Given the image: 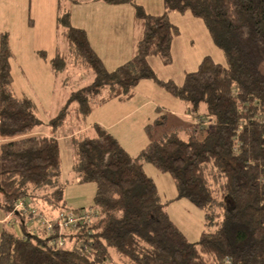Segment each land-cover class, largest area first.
<instances>
[{
  "label": "trees",
  "instance_id": "16d2710c",
  "mask_svg": "<svg viewBox=\"0 0 264 264\" xmlns=\"http://www.w3.org/2000/svg\"><path fill=\"white\" fill-rule=\"evenodd\" d=\"M103 1L134 7L141 26L134 54L106 70L86 31L72 26L69 12L58 13L57 29L62 26L69 52L94 79L69 94L49 126L57 130L71 105L77 116H86L94 104L128 100L142 80L153 81L210 125H200L183 139L166 130L162 116L155 118L145 125L149 142L135 158L101 125H93L90 134L73 135L77 183L96 187L89 208L92 219L64 233L65 246L56 247L48 238L27 233L20 215L23 236L5 227L0 232V264H264V0H163L160 15L146 14L135 0ZM175 12L200 19L225 57L224 64L204 57L195 71L185 73L181 85L159 80L148 61L156 57L165 66L171 64V43L180 35L169 21ZM11 55L3 32L0 209L7 214L20 199H42L53 214L67 208L58 187L59 143L54 134L35 133L39 122L34 103L12 90ZM63 58L58 50L50 60L53 74L62 71ZM140 163L168 174L177 193L173 200L187 199L214 230L188 242Z\"/></svg>",
  "mask_w": 264,
  "mask_h": 264
},
{
  "label": "rangeland",
  "instance_id": "374dc122",
  "mask_svg": "<svg viewBox=\"0 0 264 264\" xmlns=\"http://www.w3.org/2000/svg\"><path fill=\"white\" fill-rule=\"evenodd\" d=\"M9 2L10 16L5 18L1 11V28L5 27L4 33L11 44L9 63L12 90L17 96L26 97L34 103L39 122L36 133L54 134L58 140L61 158L58 187L63 192L67 207L63 210L79 216L84 210L90 220L93 217L89 208L93 205L96 187L93 183H77V174L72 170L75 155L70 138L73 135L85 131L90 134L92 126L100 124L118 141L123 151L135 158L149 142L145 125L152 123L155 118L162 116L167 123L166 130L177 133L183 139L198 130L200 125L204 129L209 127L210 122L205 117L190 115L185 103L170 96L153 81L142 80L130 99L94 104L86 116L78 117L73 111L74 105L69 106L63 124L53 130L49 122L65 107L69 94L89 86L94 79L92 71L81 66L69 52V46L60 34L62 26L57 29L56 15L69 12L72 26L87 30L96 54L108 71L126 62L127 55L134 52L137 44L135 40L141 36V26L134 7L126 4L113 5L103 0H77L76 3L71 0H9L8 5ZM135 3L146 14L160 15L164 12L163 0H135ZM169 21L180 31V35L171 43V64L165 66L156 57L148 60L159 80H172L181 85L185 73L195 71L204 57L224 64L222 51L213 44L200 19L189 13L175 12L169 15ZM56 46L64 57L62 71L57 75L52 74L50 66ZM40 52L45 53L43 57L39 55ZM261 69L264 73V64ZM140 165L145 175L154 182L170 220L188 242H197L204 230H214V225H205L204 212L187 199L173 200L177 193L174 181L168 174L159 172L149 163ZM20 200H24L35 212L36 226L31 234L54 241L58 232L54 230L49 234L46 228L53 224L60 209L48 214L49 207L42 199ZM14 208L15 204L13 211L7 214L0 209V232L5 227L23 236L19 217L23 216L24 224L30 223L32 217L19 214ZM28 226H25L27 233Z\"/></svg>",
  "mask_w": 264,
  "mask_h": 264
},
{
  "label": "built area",
  "instance_id": "2783aa9c",
  "mask_svg": "<svg viewBox=\"0 0 264 264\" xmlns=\"http://www.w3.org/2000/svg\"><path fill=\"white\" fill-rule=\"evenodd\" d=\"M20 212L22 215L24 214L26 217L31 216L30 223H26L25 226H28V232L29 234L33 233L35 229V212L29 208L28 205L25 204L24 200H18L15 203L14 211ZM23 212V213H22ZM82 213L79 215H76L67 210L60 209L58 213V217L54 220L53 224H49L46 228L47 233H53L54 230L58 232L57 238L51 242L56 247H64L65 246V240L63 238V234L67 233L69 231L74 230L78 225H85L86 223L90 222L89 214H86V212L83 210ZM19 213V214H20ZM50 223V222H49ZM13 224V222L11 223ZM13 226V225H12Z\"/></svg>",
  "mask_w": 264,
  "mask_h": 264
},
{
  "label": "crops",
  "instance_id": "0c3cea01",
  "mask_svg": "<svg viewBox=\"0 0 264 264\" xmlns=\"http://www.w3.org/2000/svg\"><path fill=\"white\" fill-rule=\"evenodd\" d=\"M8 1L9 0H0V35H1V31L2 32H6L5 31V27H3V28H1V11L3 12V14H2V16H4L5 18H7L8 19V17L10 16V12H11V9H10V7H11V2H9V5H8ZM123 6H125V4L123 5ZM129 6V5H128ZM132 14H133V12H132ZM56 17H57V15H56ZM134 18V17H133ZM3 19V18H2ZM80 28L81 29H84L85 31H86V33H87V36H88V40H89V43H90V45H91V47H92V49L96 52V50H95V47L93 46V44H92V42H91V39H90V37H89V35H88V32H87V30L85 29V28H83V27H81L80 26ZM63 37V36H62ZM139 37V36H138ZM64 39V38H63ZM65 40V39H64ZM137 40H138V38H137ZM137 40H135V41H137ZM67 43V42H66ZM136 43V42H135ZM68 45V44H67ZM10 48H11V44H10ZM59 49H58V47L56 46V49L54 48V56H55V54H56V52L58 51ZM60 51V50H59ZM134 51H135V49H134ZM134 54V52H131V53H129L128 55H127V60L132 56ZM53 56V57H54ZM99 56V55H98ZM51 72H52V70H51ZM52 74H53V72H52ZM100 125V124H99ZM103 127V126H102ZM105 128V127H104ZM106 129V128H105ZM107 130V129H106ZM38 130L36 129V132H37ZM108 131V130H107ZM35 132V133H36ZM109 132V131H108ZM37 134V133H36ZM37 135H47V134H37ZM0 143H1V139H0Z\"/></svg>",
  "mask_w": 264,
  "mask_h": 264
},
{
  "label": "bare ground",
  "instance_id": "6f19581e",
  "mask_svg": "<svg viewBox=\"0 0 264 264\" xmlns=\"http://www.w3.org/2000/svg\"><path fill=\"white\" fill-rule=\"evenodd\" d=\"M91 212V211H90Z\"/></svg>",
  "mask_w": 264,
  "mask_h": 264
}]
</instances>
